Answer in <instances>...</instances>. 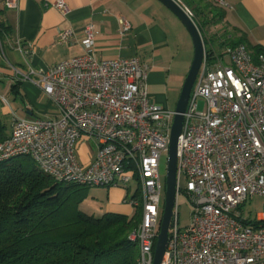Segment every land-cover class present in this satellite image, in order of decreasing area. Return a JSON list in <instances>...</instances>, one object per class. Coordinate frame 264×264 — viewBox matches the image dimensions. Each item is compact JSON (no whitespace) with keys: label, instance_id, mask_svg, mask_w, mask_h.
Returning <instances> with one entry per match:
<instances>
[{"label":"built area","instance_id":"obj_1","mask_svg":"<svg viewBox=\"0 0 264 264\" xmlns=\"http://www.w3.org/2000/svg\"><path fill=\"white\" fill-rule=\"evenodd\" d=\"M3 1L6 8L18 7L19 0ZM53 5L64 14L70 10L64 0ZM121 23L129 30L125 19ZM96 38L93 24L80 37L72 28L60 30L57 44L76 39L85 52L44 69L31 67L19 78L35 82L57 114L16 117L0 141V161L30 156L59 181L123 188L122 202L140 210L130 233L139 264H153L162 215L161 158L168 155L175 111L150 99L146 64L137 56L100 58ZM16 45L26 50L20 40ZM84 140L96 148L87 165L78 159ZM177 157L176 202L161 264H264V50L255 53L240 43L212 57L205 51ZM182 194L192 205L185 227ZM257 196L261 210L251 218L244 208Z\"/></svg>","mask_w":264,"mask_h":264},{"label":"crops","instance_id":"obj_2","mask_svg":"<svg viewBox=\"0 0 264 264\" xmlns=\"http://www.w3.org/2000/svg\"><path fill=\"white\" fill-rule=\"evenodd\" d=\"M56 1L19 0L18 7L10 9L0 0V19L11 29V35L0 41V116H56L57 110L42 89L19 78L31 67L44 69L83 54L84 48L76 39L57 44L58 32L72 28L80 37L89 24L97 31V55L102 59L137 56L148 66L150 99L175 110L194 46L186 41L185 27L170 9L159 0H64L70 9L64 14L53 5ZM225 1L223 26L229 31L228 38L245 36L253 51L264 50V0ZM121 19L128 22L129 30L124 29ZM17 40L26 46L25 51L17 47ZM224 41H214L217 53L225 48H221ZM9 129L8 135L12 124ZM95 154L92 142H80L78 159L82 164L91 163ZM111 193L113 199L106 212L130 215V207L122 202L125 190L115 187Z\"/></svg>","mask_w":264,"mask_h":264},{"label":"trees","instance_id":"obj_3","mask_svg":"<svg viewBox=\"0 0 264 264\" xmlns=\"http://www.w3.org/2000/svg\"><path fill=\"white\" fill-rule=\"evenodd\" d=\"M181 1L195 11L211 57L217 52L214 41L224 39L221 48L247 44L245 36L229 39L227 27L208 35L207 29L220 26L226 17L222 6L210 2L207 12L205 0ZM10 35L0 19V41ZM8 127L0 116V141L9 136ZM86 187L55 179L30 156L0 161V264H139V247L130 233L140 222V210L130 215L86 213L76 200Z\"/></svg>","mask_w":264,"mask_h":264},{"label":"water","instance_id":"obj_4","mask_svg":"<svg viewBox=\"0 0 264 264\" xmlns=\"http://www.w3.org/2000/svg\"><path fill=\"white\" fill-rule=\"evenodd\" d=\"M168 9H170L185 26L189 34L191 35L194 56L189 69V72L183 83L181 93L175 107V116L171 129L170 144L168 151V163H167V174H166V189H165V200L164 208L161 215L160 230L155 248L154 262L153 264H161L166 246L169 239V230L174 214V206L176 202V191H177V152L179 136L181 135L184 114L187 110L192 89L196 82L198 73L201 69L204 53L206 51V45L203 35L200 31L194 18L190 17L185 11L183 5L176 0H159Z\"/></svg>","mask_w":264,"mask_h":264},{"label":"rangeland","instance_id":"obj_5","mask_svg":"<svg viewBox=\"0 0 264 264\" xmlns=\"http://www.w3.org/2000/svg\"><path fill=\"white\" fill-rule=\"evenodd\" d=\"M210 2L213 3L214 1L205 0L202 3L203 7L207 8V12L210 11V9H212ZM192 11L195 13L193 9ZM223 27H224L223 23H221L220 26L218 27H211L210 29L208 28L207 32H214L219 29L223 31ZM184 29H185L186 41H188V43H191V45L193 46L191 35L189 34L186 28ZM204 106H205V102L203 100H199L198 102L199 110H203ZM14 121L15 119H12V117L4 119V122L7 123L9 126L8 128L11 127V124L13 126ZM167 163H168V155L164 154L161 158V165H160V171L162 174L163 186H164L161 214L163 212L164 200H165ZM132 187L136 189L137 187L136 182L132 183ZM112 199H113V196L111 193V188L109 187H90L88 186L86 188H83L80 194L76 196L79 209H81L82 211L86 213L93 214L95 216H102L106 212L107 203H109ZM262 201L263 199L257 196L254 198V201H251L248 204H246L244 208L246 211V215L251 218H255L257 213L261 210ZM124 205L129 206L131 211L133 212V208L131 207V205L125 204V203ZM191 210H192V205L189 199L186 197V195L182 194V196L180 197V208H179V212H180L179 217H180L181 227H185L190 223Z\"/></svg>","mask_w":264,"mask_h":264}]
</instances>
